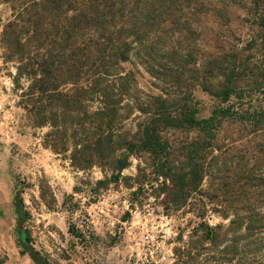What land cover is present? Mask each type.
Returning <instances> with one entry per match:
<instances>
[{
    "label": "rangeland",
    "instance_id": "374dc122",
    "mask_svg": "<svg viewBox=\"0 0 264 264\" xmlns=\"http://www.w3.org/2000/svg\"><path fill=\"white\" fill-rule=\"evenodd\" d=\"M28 1L0 0V207L20 253L34 264H264V0H199L159 25L149 37L157 75L133 45L119 68L133 78L121 131L157 119L156 100L178 122L228 112L211 135L161 128L165 154L123 151L121 172L78 167L74 144L58 154L45 143L52 128L29 111L30 79L1 42ZM91 127L79 137H95Z\"/></svg>",
    "mask_w": 264,
    "mask_h": 264
},
{
    "label": "trees",
    "instance_id": "16d2710c",
    "mask_svg": "<svg viewBox=\"0 0 264 264\" xmlns=\"http://www.w3.org/2000/svg\"><path fill=\"white\" fill-rule=\"evenodd\" d=\"M197 3L200 1L30 0L13 8L14 18L4 28L1 42L18 59V72L30 79L22 94L24 102L33 104L29 111L34 108L38 121L52 128L45 143L58 154L67 151L66 144H74L70 160L78 167L90 166L96 160L111 171L121 172L127 167L123 151L165 154L161 128L191 125L211 135L215 130L213 117L228 109H216L211 117L198 121L186 114L178 122L175 111L164 106L165 100H156L150 105L157 119L133 133L121 131L120 125L125 119L123 96L129 94L128 86L127 90L122 86L133 80L130 73L120 75V64L128 61L136 44L146 67L159 74L154 69L158 64L149 37L158 33L159 25L176 20ZM260 21L264 27V16ZM92 103L97 104L93 110ZM144 106L138 111L151 114ZM87 123L98 132H93L92 139L79 137L84 136ZM86 134L92 133L86 130ZM68 232L80 236L74 230Z\"/></svg>",
    "mask_w": 264,
    "mask_h": 264
},
{
    "label": "crops",
    "instance_id": "0c3cea01",
    "mask_svg": "<svg viewBox=\"0 0 264 264\" xmlns=\"http://www.w3.org/2000/svg\"><path fill=\"white\" fill-rule=\"evenodd\" d=\"M3 212L5 210L0 207V264H34L30 258L21 254L14 244L8 230L10 224L5 222Z\"/></svg>",
    "mask_w": 264,
    "mask_h": 264
}]
</instances>
